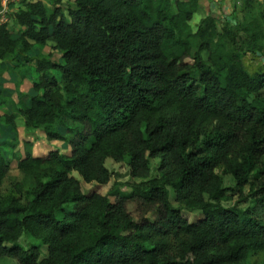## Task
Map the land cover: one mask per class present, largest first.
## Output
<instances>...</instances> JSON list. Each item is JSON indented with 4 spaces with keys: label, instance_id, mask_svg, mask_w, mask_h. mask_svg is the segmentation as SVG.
Returning a JSON list of instances; mask_svg holds the SVG:
<instances>
[{
    "label": "trees",
    "instance_id": "obj_1",
    "mask_svg": "<svg viewBox=\"0 0 264 264\" xmlns=\"http://www.w3.org/2000/svg\"><path fill=\"white\" fill-rule=\"evenodd\" d=\"M243 1L249 9L254 0ZM51 3L48 11L42 0H25L9 12L17 36L0 23V61L48 42L62 59L50 53L34 59L36 94L12 101L15 112L4 123L14 131L18 113L27 130L66 141L69 150L34 156L27 144L12 178L2 145L15 143L0 144V258L13 264H264V214L222 205L234 194L245 200L248 185L264 213V69L249 73L242 61L248 51L264 57V10L250 9L251 19L225 22L221 30L207 15L193 30L198 0ZM6 103L0 94V107ZM108 158L126 160L131 179L140 181L129 183L126 195L82 192L72 173L105 185L113 176ZM150 159H158L153 178ZM129 202L153 209L155 218L135 220ZM182 209L203 216L190 222ZM22 234L40 244L23 248Z\"/></svg>",
    "mask_w": 264,
    "mask_h": 264
},
{
    "label": "rangeland",
    "instance_id": "obj_2",
    "mask_svg": "<svg viewBox=\"0 0 264 264\" xmlns=\"http://www.w3.org/2000/svg\"><path fill=\"white\" fill-rule=\"evenodd\" d=\"M23 1L25 0H14L12 3H7L6 9L8 6V13L16 10L19 7H22ZM42 1L47 7L48 11H50L52 7L51 0ZM72 1L73 0H62L64 5L63 7L65 8L66 4ZM198 4V11L194 13L190 21V25L193 30L196 29L201 18L207 15L214 18L218 30H221L225 22L234 24L245 19H251L252 16L249 11L250 9L255 13H259L264 10V0H254L253 5H249V9L244 4L243 0H198ZM6 22L8 23L13 35L17 36L19 34V26H16L13 23L10 15L8 14ZM240 34L242 35L243 33L240 32ZM245 48L246 47H244V49ZM42 53H50L53 60L56 62L62 61L61 51L54 48L52 42H48L44 47L33 45L25 54L17 52L15 55L8 56L3 61H0V94L7 100V103L4 104L2 108L0 107V144L4 142L15 143V147L13 149L10 148L9 145H2L4 146V152L10 158L9 176L12 178L19 176V171L16 167L17 159L25 156V148L27 144L31 146V151L34 156H45L49 150L53 149H58L62 153L69 150V145L66 141H49L46 139L42 130H27L24 127L23 118L18 113H15L16 118L14 131H12L11 128L4 123L5 114H11L15 112L14 107L12 106L13 102H17L18 98L28 102L29 97L36 94V92L32 89L33 81L37 80L38 78V73L33 69L34 59ZM23 55L28 57L29 62H23ZM242 61L245 69L249 73L254 72L257 69H264V57L260 54H252L248 51L246 54H243ZM18 63H23V65L15 69V66ZM26 69L27 71L22 73V71ZM22 75H24V77H22ZM73 125V127L83 129L79 124ZM63 129L64 128H61L62 131ZM105 166L113 173V176L105 185H98L94 182L86 183L78 176L76 172L72 173L79 180L82 192L86 193L90 191H96L100 194L108 195L109 193H112L116 190L119 194L126 195L130 191L129 183L132 181H140V179H131L126 160L115 162L108 158L105 161ZM157 166L158 159H150V175L148 178L157 176ZM223 182L224 185L228 187H232L234 185V181L229 175L223 176ZM249 190L250 188L248 185L243 189V195L246 196L245 200H238L240 197L234 194L228 201H223L222 205L225 207L236 205L241 210L254 211L257 215L263 216L264 213L257 206V202L254 200V198L249 196ZM168 191L171 204L176 206L177 203L174 200L173 191L170 188ZM110 199L113 200L114 197L110 196ZM127 209L131 216L137 221L143 218L152 220L156 215L153 209L145 210V207H142V205H139V203L136 202H129ZM181 214L190 222L196 221L203 216L200 210L182 209ZM18 244L23 248H28L32 245H39L40 240L35 237L22 234ZM45 255L46 247L41 246L40 257H44ZM9 263L13 264L14 261L7 257L0 258V264Z\"/></svg>",
    "mask_w": 264,
    "mask_h": 264
},
{
    "label": "built area",
    "instance_id": "obj_3",
    "mask_svg": "<svg viewBox=\"0 0 264 264\" xmlns=\"http://www.w3.org/2000/svg\"><path fill=\"white\" fill-rule=\"evenodd\" d=\"M14 0H0L1 8H0V23H4L7 21L8 14V6L6 9V4L12 3Z\"/></svg>",
    "mask_w": 264,
    "mask_h": 264
}]
</instances>
